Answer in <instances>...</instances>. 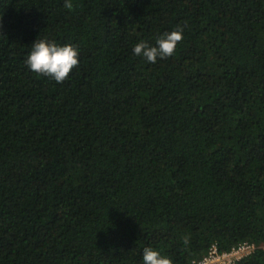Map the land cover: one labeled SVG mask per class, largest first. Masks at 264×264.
I'll return each instance as SVG.
<instances>
[{
	"label": "trees",
	"instance_id": "1",
	"mask_svg": "<svg viewBox=\"0 0 264 264\" xmlns=\"http://www.w3.org/2000/svg\"><path fill=\"white\" fill-rule=\"evenodd\" d=\"M68 2L0 0V264H264V0ZM36 39L78 48L63 83Z\"/></svg>",
	"mask_w": 264,
	"mask_h": 264
},
{
	"label": "clouds",
	"instance_id": "2",
	"mask_svg": "<svg viewBox=\"0 0 264 264\" xmlns=\"http://www.w3.org/2000/svg\"><path fill=\"white\" fill-rule=\"evenodd\" d=\"M64 7L71 9L72 3L66 0ZM182 40L183 28H178L157 38L156 46H151L143 40L138 42L133 48V53L145 58L149 63H156L157 58L171 57L176 51L177 44ZM25 64L38 75L50 77L57 83H63L68 79L73 68L79 65V51L72 44L61 46L55 41L36 39ZM188 242V238L185 237L184 243L187 244ZM143 264H173V261L167 256H162L154 248L145 247Z\"/></svg>",
	"mask_w": 264,
	"mask_h": 264
},
{
	"label": "built area",
	"instance_id": "3",
	"mask_svg": "<svg viewBox=\"0 0 264 264\" xmlns=\"http://www.w3.org/2000/svg\"><path fill=\"white\" fill-rule=\"evenodd\" d=\"M260 247L256 242L245 240L230 249H220L212 244L201 257L191 260V264H239L243 259L254 254Z\"/></svg>",
	"mask_w": 264,
	"mask_h": 264
}]
</instances>
